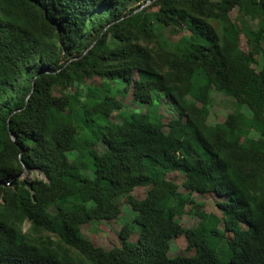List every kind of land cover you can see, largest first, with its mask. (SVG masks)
Listing matches in <instances>:
<instances>
[{"label": "trees", "instance_id": "16d2710c", "mask_svg": "<svg viewBox=\"0 0 264 264\" xmlns=\"http://www.w3.org/2000/svg\"><path fill=\"white\" fill-rule=\"evenodd\" d=\"M130 91L144 112L121 113ZM214 92L238 108L211 125ZM209 192L222 216L184 227ZM121 196L133 225L96 246L82 227ZM180 237L193 256H169ZM0 264H264V0H0Z\"/></svg>", "mask_w": 264, "mask_h": 264}, {"label": "rangeland", "instance_id": "374dc122", "mask_svg": "<svg viewBox=\"0 0 264 264\" xmlns=\"http://www.w3.org/2000/svg\"><path fill=\"white\" fill-rule=\"evenodd\" d=\"M238 13L237 11L232 12V18L236 19ZM170 34V33H169ZM172 36H175V33H171ZM176 37V36H175ZM178 37V36H177ZM244 39V38H243ZM141 45L148 48L154 56V67L155 69L164 76L166 81H169L173 75L172 71H169L167 69L166 64L162 61L161 56L157 49L148 42H141ZM242 49L244 51H247L245 41L242 42ZM101 84L100 79H95L93 82H89L88 84L81 85V91L83 94L88 90V85L95 87H99ZM112 87H118L123 88V84L120 82L109 83ZM76 88V86H75ZM118 99H120L123 103V108L121 113H129V112H144L145 107L140 103V100H151V96L149 95H142L138 96L136 99L132 97V91H130L127 95L118 96ZM155 104L159 105L160 113L165 117V120H168L170 118H174L176 116L175 108L172 106V104L168 101V99L164 96H162L161 100H155ZM236 108H238V105L236 104L235 100L232 97H227L223 94L214 92L213 93V102L211 107V113L209 114V121L208 123L211 125L221 123L223 122L227 115L231 112H233ZM241 110L244 112H248L247 107H241ZM119 112L117 111L112 115V118L114 120H117V122H122V119L116 118L117 114ZM30 178H42L41 175L38 173H31L29 174ZM171 179H174L178 183H182L184 181V176L180 175L178 173L170 175ZM148 188L139 187L136 188L131 195H133L137 199H143L147 194ZM180 191L182 193H187V191L184 188H181ZM219 199L215 196L214 193L209 192L205 195H199L197 193L193 194V202L188 204L186 206V214L181 219V222L184 227H191L194 228L198 225L200 219L198 216L195 215L196 211H200L203 215H211L215 214L219 217L222 216L221 212L217 208ZM114 205L119 207L122 210V215L116 220L111 222H99V221H92L91 223L85 224L82 227L83 233L86 238L90 239L93 244L96 246H101L105 249H110L114 245L119 243L118 233L122 226L125 223H129L133 225L132 221L135 216L133 212H131L129 205L127 203V196H121L117 198L114 201ZM31 228V222L25 221L23 225V231L27 232ZM138 228V227H135ZM219 228L224 229V224L221 223L219 225ZM138 235L135 233L132 237L133 240H137ZM130 240L131 242H134L133 240ZM118 242V243H117ZM171 248L169 251L170 257H175L179 255H188L193 256L195 254V251H187V241L185 237H180L174 241L171 242ZM223 245V244H222ZM222 247V246H221ZM77 256H80L81 254L79 252H74ZM80 258V257H79Z\"/></svg>", "mask_w": 264, "mask_h": 264}, {"label": "water", "instance_id": "95a60500", "mask_svg": "<svg viewBox=\"0 0 264 264\" xmlns=\"http://www.w3.org/2000/svg\"><path fill=\"white\" fill-rule=\"evenodd\" d=\"M149 3H151V1L147 2L145 5H143L139 10L143 9L144 7H146ZM138 10V11H139ZM15 139V137L13 138V140Z\"/></svg>", "mask_w": 264, "mask_h": 264}]
</instances>
